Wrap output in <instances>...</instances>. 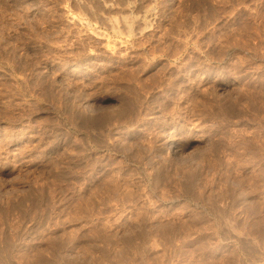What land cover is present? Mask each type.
<instances>
[{
    "label": "rangeland",
    "instance_id": "obj_1",
    "mask_svg": "<svg viewBox=\"0 0 264 264\" xmlns=\"http://www.w3.org/2000/svg\"><path fill=\"white\" fill-rule=\"evenodd\" d=\"M0 264H264V0H0Z\"/></svg>",
    "mask_w": 264,
    "mask_h": 264
}]
</instances>
